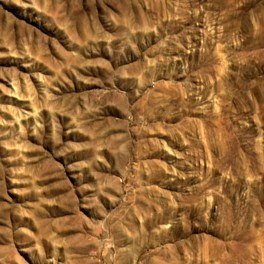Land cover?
Listing matches in <instances>:
<instances>
[{
  "label": "rangeland",
  "instance_id": "rangeland-1",
  "mask_svg": "<svg viewBox=\"0 0 264 264\" xmlns=\"http://www.w3.org/2000/svg\"><path fill=\"white\" fill-rule=\"evenodd\" d=\"M0 264H264V0H0Z\"/></svg>",
  "mask_w": 264,
  "mask_h": 264
}]
</instances>
